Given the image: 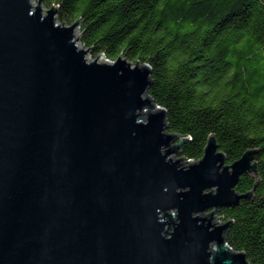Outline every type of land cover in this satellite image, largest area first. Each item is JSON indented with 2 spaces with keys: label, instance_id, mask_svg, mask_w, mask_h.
Instances as JSON below:
<instances>
[{
  "label": "water",
  "instance_id": "1",
  "mask_svg": "<svg viewBox=\"0 0 264 264\" xmlns=\"http://www.w3.org/2000/svg\"><path fill=\"white\" fill-rule=\"evenodd\" d=\"M42 2L0 0V264H249L214 218L251 198L258 150L226 164L210 135L201 159L169 158L188 139L150 68L88 61L79 19Z\"/></svg>",
  "mask_w": 264,
  "mask_h": 264
},
{
  "label": "trees",
  "instance_id": "2",
  "mask_svg": "<svg viewBox=\"0 0 264 264\" xmlns=\"http://www.w3.org/2000/svg\"><path fill=\"white\" fill-rule=\"evenodd\" d=\"M60 24H79L93 57L150 68L148 95L167 132L188 139L179 157L197 161L208 136L232 164L256 153L258 182L243 174L234 190L253 192L220 215L226 243L249 264H264V0H43Z\"/></svg>",
  "mask_w": 264,
  "mask_h": 264
},
{
  "label": "rangeland",
  "instance_id": "3",
  "mask_svg": "<svg viewBox=\"0 0 264 264\" xmlns=\"http://www.w3.org/2000/svg\"><path fill=\"white\" fill-rule=\"evenodd\" d=\"M33 4L35 5V6H37V0H33ZM53 8H56L57 9V7H53ZM41 9L43 10V12L45 11V10H50V9H47L46 7H41ZM70 26V25H69ZM74 38L75 39H77L76 40V44H77V46H78V48L79 49H81V50H83V51H86L87 50V48H85L84 46H82L81 45V43H80V32H79V25H78V27H76L75 29H74ZM87 53H86V59L88 60V61H98V62H103V63H106L105 61H104V59H103V55L101 54V55H97L96 57H93L91 54H90V49H88V51H86ZM97 58V59H96ZM96 59V60H95ZM113 63V62H112ZM108 64V63H107ZM177 144V142H174V143H172L171 144V146H173V145H176ZM168 157L169 158H171V159H173V160H176V159H179V158H181V157H179V155L176 153V152H174V153H170L169 155H168ZM188 161H191V160H188ZM188 161H184L185 163V165H187L188 164ZM205 214H207V213H205ZM202 216V215H201ZM218 218V219H217ZM215 221H214V223H215V225H217V226H219L220 225V223L221 224H224V223H226L227 221L220 215V213H218V214H216L215 215ZM217 222V223H216Z\"/></svg>",
  "mask_w": 264,
  "mask_h": 264
},
{
  "label": "built area",
  "instance_id": "4",
  "mask_svg": "<svg viewBox=\"0 0 264 264\" xmlns=\"http://www.w3.org/2000/svg\"><path fill=\"white\" fill-rule=\"evenodd\" d=\"M103 59H104V61H105L106 63H108V64H112V61H109V60L106 59L104 56H103Z\"/></svg>",
  "mask_w": 264,
  "mask_h": 264
},
{
  "label": "bare ground",
  "instance_id": "5",
  "mask_svg": "<svg viewBox=\"0 0 264 264\" xmlns=\"http://www.w3.org/2000/svg\"><path fill=\"white\" fill-rule=\"evenodd\" d=\"M215 219V218H214ZM215 221V220H214Z\"/></svg>",
  "mask_w": 264,
  "mask_h": 264
}]
</instances>
